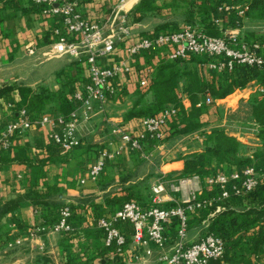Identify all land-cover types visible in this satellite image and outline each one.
<instances>
[{
	"label": "crops",
	"instance_id": "obj_1",
	"mask_svg": "<svg viewBox=\"0 0 264 264\" xmlns=\"http://www.w3.org/2000/svg\"><path fill=\"white\" fill-rule=\"evenodd\" d=\"M71 1L77 3V8L83 17L99 22L106 32L112 18L124 17L132 34L131 39L126 40V43L155 31L158 25L164 23L161 19L157 23L150 22L148 17L141 22L133 23L129 13L121 14L112 8L118 0ZM226 23L230 22H225L224 25H227ZM54 26L56 19L35 10L30 0H0V87L28 86L38 89L44 86L53 91L61 90L65 95L68 93V87L74 88L72 84H65L64 70L77 58L67 54L50 58L44 55L52 39ZM179 26L180 23L173 27ZM27 46L32 47L33 53H28ZM123 46L120 44L114 52L98 58L99 65L106 67L125 59L127 54ZM164 57L166 58L160 52L140 54L131 59L130 73L109 80V84L114 87V94L106 100L104 112L96 113L88 122L79 124L78 134L81 140L79 146L68 151L61 150L50 141L51 127L45 125L33 126L24 136L14 137L10 147L0 152V206L25 194L36 193L45 197L46 201L57 205L53 207L55 209L63 204L76 207L72 229L77 237L69 241L74 253L71 254V258L66 257L67 260L83 255L82 252L90 256L97 253L95 248L100 241L96 232L95 205L104 204L109 196L121 198L123 187L143 179L148 174H167L175 178L180 176L183 160L179 157L201 149L199 133L185 136L173 134L183 143L188 139L191 143L190 139H193L200 147L194 144L191 149V146L187 147L183 152L175 154L172 159L161 161L170 135L168 134L170 121L165 127L161 140L147 139L143 142L144 150L150 154L148 159H144L139 153L127 147H122L118 135L112 133L115 126L130 134H137L143 130L141 121L146 116L127 120L124 117L138 100L147 103L153 100V95L148 89L149 79L147 85L141 86L139 83L141 72L144 69L152 71L156 62ZM85 75L88 76L87 69ZM80 87L81 84L76 85V90ZM247 89L253 90L248 92L247 97L240 98L251 102L256 93L258 96L257 85L254 82L242 89H236L214 103L224 101L236 92ZM178 96L183 107L188 108L186 95L178 92ZM49 109L53 111L48 112ZM43 114L59 115L52 105L44 110ZM16 117L17 114L12 115L11 104L6 99L0 100V132ZM246 144L250 145V143ZM96 161H102L104 167L99 178L92 181L88 178V172ZM157 178L150 180V188ZM200 193L202 189L198 194ZM178 195L179 193L166 190L163 205L170 204L168 197ZM120 204L112 203L105 206L106 209L110 208L107 215ZM148 204L149 202L145 206ZM44 220L41 210L35 211L29 200L0 216V264H66L62 248L63 245L67 248L65 246L67 241L65 243L62 233L38 235L32 233L33 227L45 223ZM206 231L203 219L198 217L193 219L189 224L187 241L195 240ZM150 246L154 250L150 256H145L141 247L129 249L127 246L123 253L124 264H157L160 252L153 248L152 244ZM134 253L140 257L130 258ZM86 264H91V261H87Z\"/></svg>",
	"mask_w": 264,
	"mask_h": 264
},
{
	"label": "built area",
	"instance_id": "obj_2",
	"mask_svg": "<svg viewBox=\"0 0 264 264\" xmlns=\"http://www.w3.org/2000/svg\"><path fill=\"white\" fill-rule=\"evenodd\" d=\"M30 2L38 6L41 13L56 19L52 39L44 55L48 58L65 54L75 58L85 55L88 78L70 96L74 108L66 116L43 114L38 120L32 121L27 111L21 109L17 117L0 132V152L10 147L14 137L23 136L33 126L45 125L51 127L50 141L61 150L68 151L79 146V124L88 122L96 113L104 112L106 100L114 94V87L109 84V80L130 73L131 59L143 53L160 52L173 60L185 58L189 53L205 55L213 58L207 67L216 72L231 70L237 64L257 68L264 66V37L246 39V33L244 39L240 37L243 36L249 0H235L217 7L223 14V17L214 19L219 35L210 36L199 25H182L165 31H151L130 43H126V40L131 39V28L124 17L112 18L106 32L99 22L83 17L75 1ZM225 22L230 23L224 25ZM120 44L124 45L127 57L109 66H100L98 58L114 52ZM28 53H33L32 47H28ZM149 72L150 69L141 72V86L147 85ZM257 91L261 93L263 88L257 86ZM214 102L209 94H205L200 101L204 105ZM178 113L179 108L170 106L156 115L144 117L141 121L143 130L137 134H130L117 126L112 129V133L118 135L122 147L148 159L150 154L144 150L143 142L147 139L161 140L167 123L176 118ZM103 167L102 161H96L89 168L88 178L96 181ZM258 171L256 165H248L240 170L232 168L210 174L204 183L210 189L215 188L216 193L205 198L197 196L202 189L199 176L167 180L161 174L151 185L147 206L136 201H125L109 215L96 218V228L103 233V245L112 249L110 258H113L114 255L125 253L128 243L133 245V249L141 247L143 254L150 256L154 251L150 246L152 244L160 252L157 264H208L211 259H220L226 250L225 240L213 232H207L188 242L189 224L199 212L208 210L203 218L207 227L210 220L225 209L219 202L232 196H242L257 187ZM166 190L179 195L168 197L170 204L165 206L163 197ZM71 215V207L63 204L58 208L53 223L37 224L32 233L71 232ZM139 257L135 253L130 256L134 259Z\"/></svg>",
	"mask_w": 264,
	"mask_h": 264
},
{
	"label": "trees",
	"instance_id": "obj_3",
	"mask_svg": "<svg viewBox=\"0 0 264 264\" xmlns=\"http://www.w3.org/2000/svg\"><path fill=\"white\" fill-rule=\"evenodd\" d=\"M235 0H139L129 11L131 21L141 22L147 17H164L169 20L158 25L155 31L173 29L178 21L186 25H199L202 30L210 35H219V29L214 25L216 17H223L217 7L231 3ZM247 19L251 21H264V0H249ZM35 10L40 8L33 4ZM180 19V20H178ZM145 34V33H144ZM51 42V41H50ZM213 60L211 57L189 53L185 58L169 59L162 58L156 62L154 69L150 70L149 90L153 100L149 103L138 100L131 110L125 115V119L139 118L147 115H156L167 107L179 108L176 118L170 121L171 135L185 136L199 133L201 137V149L179 157L183 160V170L176 178H185L197 175L204 186L199 198L210 197L216 193V189L207 188L204 180L217 170L241 169L248 165H256L260 174L258 185L252 191L242 196H232L221 203L225 209L217 213L209 222L207 232H213L221 236L226 242V250L222 258L211 259L208 264H264V66L257 68L248 65H235L233 69L216 72L207 67V63ZM86 58L81 55L73 60L64 70L65 84L68 87L65 95L61 90H50L40 86L33 89L28 86L4 85L0 87V100L6 99L12 106V115H16L21 109H25L30 120L36 121L48 107L55 106L60 115H68L74 108L71 95L76 90V85H83L87 81ZM206 70L208 76L201 75ZM147 76V74H146ZM254 82L263 88L258 96H253L248 103V120L257 130L253 134L258 140L256 150L247 155L249 144L243 143L235 135L224 129L204 131L206 124L202 118V107L197 106L202 95L209 94L214 101L223 99L236 89H242L249 83ZM178 92L186 95L189 102L188 108H184ZM216 164V166H215ZM222 168V169H221ZM262 169V170H261ZM160 174H148L143 179L130 183L123 187L121 198L107 197L104 204L95 205V217L105 216L110 211L105 206L109 204L136 201L141 205L150 201V180ZM168 180H176L171 175H166ZM26 200L33 205L35 211L41 210L45 223L51 224L56 220L58 208L52 202L46 201L40 194H25L21 198L12 199L0 206V216L12 211ZM62 206V205H61ZM72 215L70 223L75 215V206H70ZM45 212L47 214H45ZM209 211L199 212L198 218H205ZM195 217V218H197ZM173 224H175L173 222ZM100 243L96 246V254L88 253L75 256L69 241L74 239L73 231L63 233L67 248H62L66 264H124L122 255H114L111 248L103 245V233L96 230ZM68 252L65 254V252ZM83 257V258H81ZM82 259V260H81ZM85 262V263H82Z\"/></svg>",
	"mask_w": 264,
	"mask_h": 264
},
{
	"label": "rangeland",
	"instance_id": "obj_4",
	"mask_svg": "<svg viewBox=\"0 0 264 264\" xmlns=\"http://www.w3.org/2000/svg\"><path fill=\"white\" fill-rule=\"evenodd\" d=\"M138 1L139 0H118L116 3L113 4L112 8L115 10V12L119 11L121 12V14L129 13L130 8L133 7V5L137 3ZM125 2H128V3H125ZM169 17H170L169 14L168 15L165 14L164 17H148V21L157 23L161 19L162 21L165 22L168 20ZM174 17L175 16H173L172 18L170 17V19L173 20ZM178 23H180V26L184 24L181 21H178ZM245 33L247 37H249L250 39L251 37L252 38L264 37V21H251L249 19H246L244 23V30L242 32L243 36L240 35V37L244 39ZM201 75H203L204 77H207L208 72L206 70H202ZM250 90L252 92L253 89H247L243 92H236L235 95H232L226 98L224 101H218L216 103H212L209 105L201 104L199 101L200 105L203 106L202 107L203 109L202 118L204 120V123L206 124L204 131L210 132L213 129H224L229 133H233L234 135H236V137L240 138L243 142L250 143L251 146L248 148L247 155H250L252 151L256 150L255 144H257L256 143L257 140L252 135L255 133L257 129L254 128L253 125H251V123L248 120V102L250 101L248 100L246 102L240 97H243V96L247 97L248 96L247 94ZM52 111L53 110L51 109L48 110V112H52ZM25 134L26 132L24 133V135ZM168 134L170 135L168 136L169 139L166 143L167 145L165 147L166 151H165V154L163 153L161 157V161L172 159L175 156V154H177L180 151L183 152L184 149L186 150L187 147H190V146H191L190 147L191 149L194 146V144L198 148L200 147L198 146L199 143L198 144L195 143L196 141L193 139H190L191 143L188 142L189 139L185 140L184 143L179 141L180 140L179 137L177 136L174 137L173 135H171V130H169ZM200 142H201V137H200ZM166 175H164V178L168 180ZM127 246L129 249L133 248V245L132 244L130 245V243L126 245V248Z\"/></svg>",
	"mask_w": 264,
	"mask_h": 264
}]
</instances>
